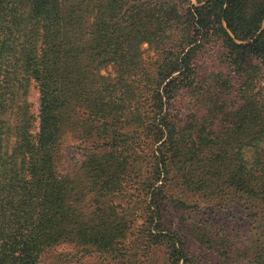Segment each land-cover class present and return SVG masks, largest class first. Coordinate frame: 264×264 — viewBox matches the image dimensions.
<instances>
[{
    "label": "trees",
    "instance_id": "obj_1",
    "mask_svg": "<svg viewBox=\"0 0 264 264\" xmlns=\"http://www.w3.org/2000/svg\"><path fill=\"white\" fill-rule=\"evenodd\" d=\"M207 49L225 68L202 75ZM66 130L82 159L60 172ZM61 243L103 264H264V0H0V264Z\"/></svg>",
    "mask_w": 264,
    "mask_h": 264
},
{
    "label": "rangeland",
    "instance_id": "obj_2",
    "mask_svg": "<svg viewBox=\"0 0 264 264\" xmlns=\"http://www.w3.org/2000/svg\"><path fill=\"white\" fill-rule=\"evenodd\" d=\"M141 49V56L145 62H151L156 57V52L152 47H150L147 43H143L140 45ZM196 66L198 68V72L202 75H206L207 73L211 72H218V70H222L225 68V65L220 60L218 51L215 49H207L200 51L197 54L195 59ZM101 74L112 76V68L111 66H106L101 70ZM28 101L31 103L32 111L36 114L38 108V92L35 88V85L32 84L29 92H28ZM67 131V130H66ZM77 139L73 138L71 133L67 131L63 134L60 144L61 145V152H60V160L58 163V170L60 172H71L76 170L81 162L82 153L74 150L73 147L77 144ZM73 146V147H72ZM71 155V157H70ZM62 156V157H61ZM180 196L183 193L179 192L178 189L174 187V194H178ZM135 197L133 198V200ZM202 201V200H201ZM194 200L191 199V202L188 203L194 204ZM198 202V201H197ZM200 204V203H199ZM205 207V205H203ZM206 209V212H210L209 209ZM220 209V210H219ZM189 212L194 215L197 213L195 210L187 209ZM231 213L222 211V208L214 206L212 213L215 218H220V221L223 222L224 219L228 223H231L234 227L241 229V234L243 236H247L245 239L257 240L261 235V220L250 214L249 210H245L243 208L235 207L230 210ZM223 212V213H222ZM140 213V212H139ZM229 214V215H228ZM234 216V217H233ZM143 222V218L138 217L136 220V225H140ZM132 239V236L129 237L128 240ZM203 250V249H202ZM202 250L197 251L196 253L199 254ZM160 263L162 254L159 253L158 255ZM216 261V257L214 254L210 255L209 252H204L202 254V259L200 264H211L212 261ZM104 262L98 256L92 255H85L79 252V249L74 245L69 243H61L51 247H48L43 252L40 264H103ZM199 264V263H198Z\"/></svg>",
    "mask_w": 264,
    "mask_h": 264
}]
</instances>
